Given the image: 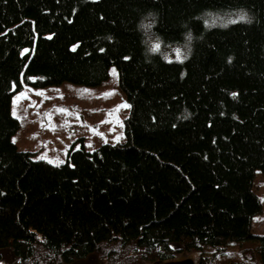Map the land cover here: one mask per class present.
Instances as JSON below:
<instances>
[{
    "label": "trees",
    "instance_id": "16d2710c",
    "mask_svg": "<svg viewBox=\"0 0 264 264\" xmlns=\"http://www.w3.org/2000/svg\"><path fill=\"white\" fill-rule=\"evenodd\" d=\"M237 10L249 20L204 22ZM143 22L164 45L189 41L188 57L149 50ZM112 66L131 105L125 144L70 150L59 165L17 147L15 92L97 86ZM257 170L264 0H0V264L6 249L18 264H153L179 251L214 264L208 248L244 240L264 264Z\"/></svg>",
    "mask_w": 264,
    "mask_h": 264
},
{
    "label": "rangeland",
    "instance_id": "374dc122",
    "mask_svg": "<svg viewBox=\"0 0 264 264\" xmlns=\"http://www.w3.org/2000/svg\"><path fill=\"white\" fill-rule=\"evenodd\" d=\"M241 16L244 18L241 19ZM247 20L249 14L244 10L209 13L204 18L207 26L222 27ZM143 24L149 50L160 53L167 61H183L188 57L189 41L164 45L152 34L151 24ZM176 49L186 57L178 60ZM113 89L112 94L102 95ZM123 102L128 103L119 87L115 66L111 67L109 78L97 86L72 82L45 87L24 85L12 98V114L15 112L13 116L20 121V128L13 136L14 143L20 150L31 152L34 160L54 165L65 163L70 150L94 151L103 144H125L128 140L125 121L130 115V107H123ZM253 191L260 198L263 208L253 217L251 230L255 235H264V174L260 170L255 173ZM253 245L246 240L231 241L227 246H221L223 250L208 248L205 255L214 256V264H259L251 249ZM3 256L2 262L18 264V258L10 250H4ZM184 258L198 262L199 253L176 252L175 259ZM77 264H100V261L90 256Z\"/></svg>",
    "mask_w": 264,
    "mask_h": 264
},
{
    "label": "snow or ice",
    "instance_id": "6c2138e0",
    "mask_svg": "<svg viewBox=\"0 0 264 264\" xmlns=\"http://www.w3.org/2000/svg\"><path fill=\"white\" fill-rule=\"evenodd\" d=\"M241 19H243L244 17L243 16H241L240 17ZM108 39H111V37H108ZM71 48L73 49V50H75L76 48H77V45L76 44H73V45H71ZM157 48H158V44H157ZM101 52H103L104 51V49L103 48H101V49H99ZM176 52H177V59L178 60H182L183 58H185L186 57V54H185V56H181L180 55V50L179 49H176ZM124 59H130L129 57H124ZM231 59V57H229V60ZM112 71L113 72H115V69H112ZM29 79H35V77H30ZM115 90L113 89V90H110L108 93H102V95H110V94H112L113 92H114ZM232 95L233 96H235V95H237L236 93H232ZM122 106L123 107H131V105H129L127 102H123V104H122ZM117 107H119V106H117ZM61 111H68L67 109H60ZM13 115H16V113L15 112H13ZM34 135H36L35 133H34ZM13 142H15V138H13Z\"/></svg>",
    "mask_w": 264,
    "mask_h": 264
},
{
    "label": "water",
    "instance_id": "95a60500",
    "mask_svg": "<svg viewBox=\"0 0 264 264\" xmlns=\"http://www.w3.org/2000/svg\"><path fill=\"white\" fill-rule=\"evenodd\" d=\"M153 264H197V262L192 258H184L181 260H170L166 262H155Z\"/></svg>",
    "mask_w": 264,
    "mask_h": 264
},
{
    "label": "flooded vegetation",
    "instance_id": "af4514ba",
    "mask_svg": "<svg viewBox=\"0 0 264 264\" xmlns=\"http://www.w3.org/2000/svg\"><path fill=\"white\" fill-rule=\"evenodd\" d=\"M172 260H181V259H175V257Z\"/></svg>",
    "mask_w": 264,
    "mask_h": 264
}]
</instances>
